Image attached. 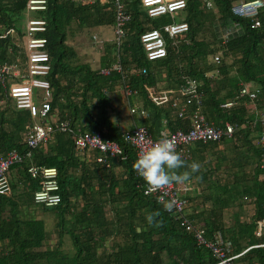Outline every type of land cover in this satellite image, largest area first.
Segmentation results:
<instances>
[{
    "label": "trees",
    "instance_id": "trees-1",
    "mask_svg": "<svg viewBox=\"0 0 264 264\" xmlns=\"http://www.w3.org/2000/svg\"><path fill=\"white\" fill-rule=\"evenodd\" d=\"M44 1L45 10L35 14L45 22V31L35 37L45 39L50 64L46 77L51 96L48 118L69 120L71 127L99 133L103 140L119 145L125 159L108 158L107 168L80 160L70 135L61 132L43 146L29 150L22 144V135L30 124L28 113L16 110L9 99L2 98L0 157L10 150L29 155L9 169L11 196L0 195V264H215L210 251L198 245L192 233L166 213L163 204L143 195L146 182L133 168L134 151L121 141L122 130L110 116L119 115L112 98L124 83L135 92L124 98L127 106L131 102L146 110L148 116L141 119V126L153 139H158L163 129L187 130L192 108L187 107L185 114L178 117L168 103L156 106L145 88L176 89L189 80L197 83L201 94L199 112L207 122L219 127L229 122L237 127L229 141L220 143H228L233 157L226 151L214 152L220 144L196 142L187 146L185 161L201 165L190 182L197 184L200 191L187 197L188 220L202 232L204 241H212L219 233L229 243L230 254L244 251L231 264H264V229L257 235L258 226H264V170L259 167L264 147L255 139L256 133H264V122L249 115L252 105L264 112V8L257 15L259 27L251 28L250 20L231 14L234 3L250 0H185V41L175 46L168 44L163 58L148 62L139 35L160 25L158 21L149 22L140 0L125 3L129 21L118 45L114 41L97 44L96 40L100 28L113 29L111 7L100 5L98 0L84 6L76 0ZM25 2L0 0V29H13L22 35L11 17L16 20L25 12ZM227 23L234 30L222 42L219 26L227 29ZM207 29L212 33L210 39L204 37ZM8 39H0V64L7 61ZM9 46L14 64L23 67L19 48ZM93 46L100 52L95 69L85 51ZM113 66H119L121 74H100L102 68ZM250 81L259 89L256 100L249 104L246 98L235 99L238 84ZM230 101L231 107L220 108ZM29 166L56 170L59 204H33L32 194L39 187L37 180L26 174ZM239 203L249 208L250 218L241 220L235 211L233 223L224 225L223 211L238 209ZM35 207L52 216V231L57 236L52 245L43 220L35 216ZM150 212L160 213L162 227L148 224L146 216ZM119 236L122 241L117 242ZM65 239L69 241L68 248H63Z\"/></svg>",
    "mask_w": 264,
    "mask_h": 264
},
{
    "label": "built area",
    "instance_id": "built-area-1",
    "mask_svg": "<svg viewBox=\"0 0 264 264\" xmlns=\"http://www.w3.org/2000/svg\"><path fill=\"white\" fill-rule=\"evenodd\" d=\"M128 0H98L100 5L111 7L114 14L113 35L114 43L118 45L120 39L124 36L123 27L129 21V15L125 12V3ZM80 6L92 5L95 0H76ZM141 8L149 19L168 16L170 22L160 25L157 29H149L139 35V44L143 51V55L148 62H154L166 55V47L175 46L185 41L188 33V25L182 19L174 22L173 16L183 11L185 8V0H140ZM106 8V9H107ZM264 8V0H250L246 2H236L231 7V14L237 18L248 19L251 21V28L259 27L257 15L259 10ZM25 12H42L45 10L44 0H26L24 6ZM233 28V27H232ZM234 30V29H233ZM45 31V22L40 18H29L25 24V41L24 50L21 53L24 58L23 67L19 69L17 65L0 64V104L2 98L9 99L16 110H24L28 113L30 124L29 129L22 135V144L29 150L39 148L49 142L56 133H68L70 135L73 148L80 160L86 162H95L108 167V158L125 159L124 151L115 142L103 140L99 133H89L81 130L78 126L71 127L69 120L46 121L49 112V83L46 79L49 70V58L44 49L45 39L37 38V33ZM231 32L227 31L223 35L225 42L227 35ZM9 37L12 43L22 42V37L14 32L13 29H0V39ZM217 62V57L213 58ZM18 62V61H16ZM110 71L121 74L119 66L102 68L100 74L107 76ZM144 74V70H141ZM34 89L43 92V99L36 105L33 101ZM121 92L127 99L135 94L123 83ZM150 100L157 106L159 104L168 103L176 112L178 117L185 114L187 107L192 108L189 120V128L187 130H175L169 132L161 130L158 139H153L151 134L144 126L132 125L131 128L121 132V141L129 146L135 155V161L139 155L147 149V147L162 137L170 138L175 144L176 149L180 152L184 159H187V146L193 143H213L220 144L223 140L229 141L237 125L224 122L222 127L207 122L203 115L199 112L201 94L198 90L197 83L189 80L187 84L176 89L154 91L152 88H145ZM259 89L257 85L250 81L247 84H238V93L235 99L246 98L251 104L257 98ZM158 95V96H157ZM233 104L232 101L225 102L220 108H228ZM130 116H139L146 118L148 116L146 110L142 108L128 107ZM249 115L264 122V112L251 106ZM256 144L264 147V133L255 134ZM29 155L28 152L20 154L15 150H10L0 157V195L6 198L11 196L12 190L9 184V169L14 164L19 163L24 157ZM260 168L264 170V153L261 157ZM26 174L30 179L37 180L39 189L32 194V202L34 205L42 207H53L59 204L60 196L58 194V184L56 180V170L54 168H41L37 166H29ZM139 176V175H138ZM140 177V176H139ZM142 180L143 178L140 177ZM264 178V176H263ZM196 186L172 185L166 190L151 192L148 185L143 186V195L155 197L158 203L165 204L167 201L172 202L171 210H166L174 220L185 231L191 232L198 245H202L210 251L215 257V264H231L232 260L241 256L230 254L229 243L221 239L217 233L212 241H204L202 232L193 227L192 223L186 217V210L189 202L186 198L187 194ZM243 201L248 202L246 198ZM249 206V205H247ZM264 229L260 224L257 228L259 231Z\"/></svg>",
    "mask_w": 264,
    "mask_h": 264
},
{
    "label": "clouds",
    "instance_id": "clouds-1",
    "mask_svg": "<svg viewBox=\"0 0 264 264\" xmlns=\"http://www.w3.org/2000/svg\"><path fill=\"white\" fill-rule=\"evenodd\" d=\"M133 168L143 178L151 192H158L166 190L172 185L190 184L193 175L200 171L201 165L195 161L187 163L182 154L177 151L176 144L170 138L162 137L156 142L151 143L139 155L133 164ZM196 179H201V177L196 176ZM192 186H196L197 189L190 191L186 198L190 195L199 194L200 187L197 184ZM188 202L189 205L186 210L187 218L190 200ZM172 206L171 201H167L164 204L166 210H171ZM159 217V212H150L147 214L146 220L150 226L162 227L163 221Z\"/></svg>",
    "mask_w": 264,
    "mask_h": 264
},
{
    "label": "rangeland",
    "instance_id": "rangeland-1",
    "mask_svg": "<svg viewBox=\"0 0 264 264\" xmlns=\"http://www.w3.org/2000/svg\"><path fill=\"white\" fill-rule=\"evenodd\" d=\"M206 6L208 7V2L206 3ZM29 18H38L37 15L33 12H22L20 16H18L16 18V20H14L13 16L11 17V19L13 20V24L15 26V29H17L18 32H20L21 37L23 42L25 41V24L27 19ZM184 18V12L180 11L178 13H176L172 20L174 22H178L181 21ZM158 21V25H163V24H167L169 23L171 20L168 16H161L158 19H153L150 20L149 22H155ZM230 23H227V29L219 26V31L221 34H225L227 31L233 32V28L232 26H230ZM230 26V27H228ZM99 33L100 36L96 38L97 40V44H100L102 42H107L110 43L111 41L114 40V35H113V29L111 27H103L99 29ZM207 32L204 33V37L205 38H209L210 35H212V33L207 29ZM210 39V38H209ZM99 49V48H98ZM97 48H95V46L90 47L88 49H85V51L87 52V56L90 58L88 60L89 64L91 65L92 69H95L97 67V63H98V57L100 55V52L96 51L98 50ZM120 89H117V94L113 96L112 98V105H115L119 108V119H118V125L120 130H124V128L128 127V123L130 124V126H132L133 123H135L134 125H142L141 123V119L139 116H133L132 118L130 117L129 113H128V107L127 104L125 102V97L123 96V94L121 93V91H119ZM43 99V92L41 90H37L34 89V96H33V101L36 105H38V103ZM114 107V106H113ZM115 114V113H114ZM114 114H111V119L113 121H115V117ZM53 118L49 119L47 117L46 121H52ZM214 152L216 151H226L228 156H232L233 152H231L228 143L225 144H220L217 147H215L213 149ZM233 157V156H232ZM205 158V157H204ZM208 158V157H207ZM240 204V203H239ZM238 209H229V210H224L223 211V217H222V221L224 223V225L229 226L231 223H233V215L235 214V211H238L240 214L236 215L237 217H240L241 220H245L247 218H250V216L252 215L251 211L249 210V208L247 207H243V205H237ZM35 216L41 218L44 222V226L47 232H50L49 235V244L52 245L55 243L57 236L56 234L52 231V216L51 214L42 211L40 208L35 207ZM189 212V211H188ZM106 216L107 218H109V214L106 211ZM117 242L122 241L121 236L116 238ZM69 247V241L67 239H65L63 241V248H68ZM98 252H100L98 250Z\"/></svg>",
    "mask_w": 264,
    "mask_h": 264
},
{
    "label": "crops",
    "instance_id": "crops-1",
    "mask_svg": "<svg viewBox=\"0 0 264 264\" xmlns=\"http://www.w3.org/2000/svg\"><path fill=\"white\" fill-rule=\"evenodd\" d=\"M21 37V36H20ZM7 38V37H6ZM9 44H11V45H13L14 46V44H15V46L16 47H18L19 48V53H20V55H21V53H23V50H24V42L22 41V42H17V43H12L11 42V38H9L8 39V43H6V52H5V55H6V60L7 61H10V62H4L5 64H8V65H16V64H14V57H13V55H14V53H12V50H11V46H9ZM12 54V56H10ZM3 63V64H4ZM18 67H19V69L20 68H22V67H20V65H17ZM114 93V95H116L117 94V91H114L113 92ZM113 95V96H114ZM130 103V106L129 107H134V108H139L141 105H133L131 102H129ZM114 107H115V105H113ZM116 108H118L117 106H116ZM119 109V108H118ZM111 114H114V113H111ZM114 117H115V115H114ZM118 117H119V115H118ZM118 117H116L114 120L118 123ZM131 117V116H130ZM133 117V116H132ZM131 117V118H132ZM133 124H135V123H133ZM132 124V125H133ZM132 126H130V124L128 123V127H126V128H124V130H126V129H129V128H131ZM123 131V130H122ZM190 184H192V185H194L195 183L194 182H192V183H190Z\"/></svg>",
    "mask_w": 264,
    "mask_h": 264
}]
</instances>
